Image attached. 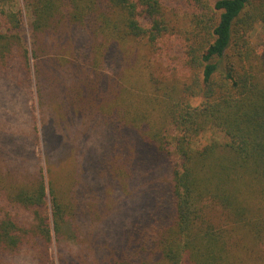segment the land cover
Returning <instances> with one entry per match:
<instances>
[{
	"label": "trees",
	"instance_id": "trees-1",
	"mask_svg": "<svg viewBox=\"0 0 264 264\" xmlns=\"http://www.w3.org/2000/svg\"><path fill=\"white\" fill-rule=\"evenodd\" d=\"M181 6L189 73L168 79L156 68L173 29L163 0H0V79L35 86L34 142L81 122L70 154L100 130L109 143L100 158L86 147L85 163L78 150L65 186L40 159L0 162V264H236L238 231L264 240V34L251 43L264 0ZM216 131L223 140L204 141Z\"/></svg>",
	"mask_w": 264,
	"mask_h": 264
},
{
	"label": "rangeland",
	"instance_id": "rangeland-1",
	"mask_svg": "<svg viewBox=\"0 0 264 264\" xmlns=\"http://www.w3.org/2000/svg\"><path fill=\"white\" fill-rule=\"evenodd\" d=\"M167 5L168 15L171 17L173 29L171 33L165 36L160 43V57L158 56V73L163 74L168 79H184L188 75V70L185 67L184 54L182 53L181 43L182 36L188 29L189 17L184 6H181V0H163ZM184 2V1H183ZM185 10V11H184ZM264 27L257 26L252 38L251 43L255 48H259L264 34ZM25 38L30 42L29 33L25 28ZM181 34V36H180ZM35 114L40 123V113L38 99L35 91V86L32 90L23 87L18 88L11 82H7L4 78L0 79V162L10 167L18 168L26 167L33 169L40 159V163L45 169L48 166L53 175L60 181V184L66 185L67 172L78 169L80 151L83 154L80 159L85 163L88 157L86 147L90 148V154H97L100 157L107 155L105 150L108 149L107 145L108 135L106 133L88 134L90 138L79 139L78 150L71 153V148H68L73 141V135L79 134L83 130L81 122H75L72 128L71 136L65 137L64 132H56L55 138L47 146L44 143L42 136L36 144L33 138L31 118ZM41 130V128H40ZM41 134V132H40ZM214 138L222 139L223 136L219 132L208 133L204 141L213 140ZM83 140L85 142L83 143ZM203 142V143H205ZM72 147V146H71ZM74 147V146H73ZM49 161V162H48ZM88 165V163H87ZM89 168V165H88ZM88 170V169H87ZM103 185V181H101ZM107 185V184H106ZM139 183H137V186ZM139 188V187H138ZM115 197L123 203L124 198L118 191H115ZM123 211L122 210V214ZM207 215L217 223H224L226 215L224 211L212 203L206 206ZM136 210L129 211L128 215L119 216L116 213L114 219V227L117 228L122 221V225L128 226ZM121 237V234H120ZM235 253L236 264H264V240L258 242L250 237L242 236L241 231L236 234L235 240ZM54 248V252H55ZM13 264H33V260L28 256H19L15 258Z\"/></svg>",
	"mask_w": 264,
	"mask_h": 264
}]
</instances>
